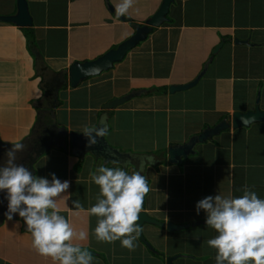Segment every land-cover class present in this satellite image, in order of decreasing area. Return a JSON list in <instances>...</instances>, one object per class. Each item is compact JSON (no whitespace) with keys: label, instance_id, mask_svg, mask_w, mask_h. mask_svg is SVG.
Returning a JSON list of instances; mask_svg holds the SVG:
<instances>
[{"label":"crops","instance_id":"obj_1","mask_svg":"<svg viewBox=\"0 0 264 264\" xmlns=\"http://www.w3.org/2000/svg\"><path fill=\"white\" fill-rule=\"evenodd\" d=\"M26 1L33 22L26 28L33 29L36 48L28 46L24 28L0 22V164L11 144L22 142L26 148L17 162L36 176L51 180L54 173L71 182L65 193L71 198L59 202L60 213L77 230L88 232L77 243L94 257L93 264H166L168 257H174L173 264H216V250L206 242L217 233L195 206L209 195L240 196L245 185L264 199V123L223 130L174 164L168 162V148L234 112L255 106L264 111V0H176L168 22L142 45L76 87L69 83V67L116 49L134 35L135 26L146 25L163 0H134L123 16L129 22L115 14L120 0ZM133 9L139 11L136 18ZM15 12L16 0H0V16ZM210 57L196 84L168 92L171 85L191 82ZM134 93L124 104L105 108ZM101 120L108 134L97 144L100 153L75 156L69 136L82 134L85 125L99 126ZM113 162L127 165L129 173L143 163L151 191L142 211L187 228L168 231L144 223V241L138 237L134 251L122 248L120 241L97 242V218L83 213L71 217L70 207L75 199L85 209L96 203L99 188L90 172ZM0 264L53 261L32 249L22 219L6 218L0 224Z\"/></svg>","mask_w":264,"mask_h":264},{"label":"clouds","instance_id":"obj_2","mask_svg":"<svg viewBox=\"0 0 264 264\" xmlns=\"http://www.w3.org/2000/svg\"><path fill=\"white\" fill-rule=\"evenodd\" d=\"M133 5L134 0H120L115 6L116 16L128 14ZM81 133L90 148L108 134V127L101 120L99 126H83ZM11 145L0 164V191L7 193V220L18 214L31 234L32 249L51 258L53 264H93L94 257L77 243L85 241L88 232L77 230L72 219L60 213L59 202L71 198L65 195L71 182L61 181L54 173L50 174L51 180L34 175L17 163L26 145ZM126 168L113 162L112 167L102 165L90 172V181L99 188L97 201L85 209L79 199L72 200L70 213L71 217L83 213L97 218L93 233L97 242L120 241L122 248L134 251L143 231L137 223L139 214L151 189L142 175L143 163L132 173ZM195 207L197 215L201 210L206 213V226L217 233L206 242L216 250V264H264V199L256 192L245 185L240 196L209 195Z\"/></svg>","mask_w":264,"mask_h":264},{"label":"water","instance_id":"obj_3","mask_svg":"<svg viewBox=\"0 0 264 264\" xmlns=\"http://www.w3.org/2000/svg\"><path fill=\"white\" fill-rule=\"evenodd\" d=\"M176 0H163V3L157 13L153 15L147 22L145 26H135V33L126 41L122 42L116 49H112L100 56L99 58L93 61L85 62H75L69 67V83L72 87H76L81 81L87 79L91 76H97L103 71H107L113 67L117 62L123 60L125 55L135 47L138 46L142 41L146 40L149 34L155 29L162 26L164 23L168 22V14L170 11L171 5ZM110 10H112L110 8ZM120 20L129 22V19L126 17H119ZM0 22L12 24L19 28H26L32 26V19L29 14L28 5L26 0H16V12L14 15L9 16H0ZM222 42L214 47L212 54L221 47ZM211 61V57L203 65L201 71L198 75L189 83L183 85H171L168 88V92L174 93L177 91H183L192 87L199 78L204 74L207 64ZM136 93L114 99L105 105L106 109H114L117 106L124 104L126 101L131 99ZM264 123V111L258 109L257 106L254 107L253 111H247L244 113L234 112L231 114V117L227 120H222L211 128H206L202 130L198 135L190 137L186 143L181 145H174L168 148V162L176 163L180 161V158H184L189 154H192L193 147L198 143H203L204 141L210 139L212 136L218 134L219 132L226 129H237L241 127H248L253 123ZM63 142L66 144L67 139L66 135L64 136ZM69 142L71 144L72 153L81 157L84 156L88 151L97 154L101 147L97 145L93 147H86L87 140L83 134L72 133L69 136ZM138 225L143 226L144 223L152 224L159 227H166L168 231H178L187 228L188 225H174L172 223H162L154 218L148 216L145 212L141 211L139 214ZM139 237L143 240L142 235ZM147 247L150 248V245L145 243ZM174 257H168L166 259V264H173Z\"/></svg>","mask_w":264,"mask_h":264},{"label":"trees","instance_id":"obj_4","mask_svg":"<svg viewBox=\"0 0 264 264\" xmlns=\"http://www.w3.org/2000/svg\"><path fill=\"white\" fill-rule=\"evenodd\" d=\"M23 30H24L25 37L27 38L28 46L31 48V47H33V46L35 45V48H36V43H35V41H34V32H33V29H32V28H24ZM155 30H156V29H154V31H155ZM157 92H161V91H157ZM37 145H38V144H37ZM39 145H41V144H39ZM46 149H47V148H46ZM40 153H42L41 150H40L38 156L40 155ZM145 197H146V196H145ZM144 202H145V198H144ZM143 207H144V203H143ZM143 207H142V209H144ZM13 218H15V219H21V218L19 217L18 214H15ZM3 219H6L5 214L0 218V224L2 223ZM149 249H150V250L152 251V253H153L154 255H156L157 257H160V256H161V253L157 252V251H156L155 249H153L152 247H150ZM93 254L95 255V253H93Z\"/></svg>","mask_w":264,"mask_h":264},{"label":"flooded vegetation","instance_id":"obj_5","mask_svg":"<svg viewBox=\"0 0 264 264\" xmlns=\"http://www.w3.org/2000/svg\"><path fill=\"white\" fill-rule=\"evenodd\" d=\"M36 152V151H35ZM100 153V152H99ZM2 159L1 160H5L6 157L1 156ZM3 163V162H2ZM19 164H21L20 162H17ZM7 197V193L6 191H0V218L5 214V212L7 211V205H8V201L6 199Z\"/></svg>","mask_w":264,"mask_h":264},{"label":"rangeland","instance_id":"obj_6","mask_svg":"<svg viewBox=\"0 0 264 264\" xmlns=\"http://www.w3.org/2000/svg\"><path fill=\"white\" fill-rule=\"evenodd\" d=\"M175 3V2H174ZM138 7H141V6H138ZM136 9H138L137 7H136ZM136 12V13H135ZM137 13H139V11L138 10H135L134 11V9H133V12L131 11L130 12V14L133 16V18H136V17H134V16H137ZM144 42H142L140 45H142ZM250 173V172H249ZM253 173V172H252Z\"/></svg>","mask_w":264,"mask_h":264}]
</instances>
